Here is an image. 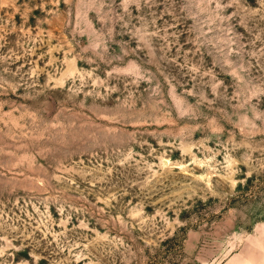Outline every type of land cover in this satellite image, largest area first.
I'll return each mask as SVG.
<instances>
[{
    "label": "rangeland",
    "instance_id": "rangeland-1",
    "mask_svg": "<svg viewBox=\"0 0 264 264\" xmlns=\"http://www.w3.org/2000/svg\"><path fill=\"white\" fill-rule=\"evenodd\" d=\"M0 264H264V0H0Z\"/></svg>",
    "mask_w": 264,
    "mask_h": 264
}]
</instances>
